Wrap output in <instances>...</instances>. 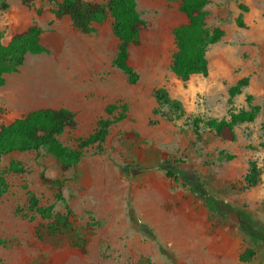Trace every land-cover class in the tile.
<instances>
[{
  "label": "rangeland",
  "instance_id": "obj_1",
  "mask_svg": "<svg viewBox=\"0 0 264 264\" xmlns=\"http://www.w3.org/2000/svg\"><path fill=\"white\" fill-rule=\"evenodd\" d=\"M30 1L28 6L22 0L6 3L9 8L26 6L38 16L45 6H57ZM208 1L207 25L221 28L225 36L207 53L208 76L186 82L171 71L173 31L188 22L179 3L137 0L146 26L140 44L130 48L129 64L140 77L135 85L113 66L119 40L112 17L97 26L105 38L98 54V79L109 82L113 104L128 107L127 118L112 126L103 153L97 147L84 150L79 164L67 173L60 172L45 151L13 153L0 161L1 172H7L12 161L26 170L5 175L9 189L0 197V264H264V0H253L250 7L245 0ZM8 10L0 13L4 44L35 24L31 19L19 26L5 22L1 16ZM30 65L36 82L45 86L61 75L57 50L33 58ZM245 78L248 87L230 105L229 88ZM159 89L181 103L183 116L159 104ZM42 105L31 95L21 108H9L0 89V126ZM251 106H259L260 113L254 122L236 127L234 140L218 138L205 126L209 119H227L231 112ZM77 127L67 128L60 138L72 149L86 137L79 136ZM251 162L262 174L255 187L246 189ZM128 165L135 166V173L127 174L123 167ZM163 166L184 174L179 184L166 177ZM42 172L68 181L61 193L41 182ZM202 189L223 203L216 214L208 211L199 194ZM30 194L40 206H54L56 213L72 210L74 227L80 233L87 229L86 252L74 247L70 237H37L36 231L50 221L29 213ZM248 250L255 255L242 262Z\"/></svg>",
  "mask_w": 264,
  "mask_h": 264
},
{
  "label": "trees",
  "instance_id": "obj_2",
  "mask_svg": "<svg viewBox=\"0 0 264 264\" xmlns=\"http://www.w3.org/2000/svg\"><path fill=\"white\" fill-rule=\"evenodd\" d=\"M43 1L49 4H57L56 8L52 9V13L58 19L70 16L74 27L84 34L94 33V24H103L109 16L112 17L113 33L119 40L113 66L126 76L129 84L138 83L140 77L129 64L130 48L140 44V33L146 26V21L138 10L137 0H108L105 4L88 3L84 0H63L60 3L58 0ZM167 1L179 3L180 11L188 20L187 24L181 25L173 31L176 52L173 55L171 71L183 82L196 75L208 76L207 53L210 47L218 44L225 36V32L221 28L207 25L208 12L206 8L209 1ZM22 3L28 6L31 1L22 0ZM8 9L9 5L6 0H0V13ZM40 13L41 11H38V14ZM42 34L43 29L39 25L33 24L25 31L12 36L10 41L4 44L2 42L3 34L0 33V87L5 85L7 75L19 71L27 55L50 54V51L41 43ZM248 85L249 78H245L229 88L230 105H233V99L242 94ZM155 97L161 106L166 107L172 113H177L178 117L184 115L181 103L172 100L166 90H156ZM248 100L251 103L252 97H249ZM120 109L122 110L121 113L116 115ZM260 110L259 106H251L248 111L231 112L227 119H209L205 122V126L214 132L218 138L234 140L236 127L254 122ZM127 111L128 107L121 102L109 105L105 111L107 117L99 119L94 133L87 138L78 140L79 145L76 149L64 145L60 139L67 128L77 127L73 112L67 109H40L30 112L10 124L0 126V161L13 153L45 151L56 160L60 172L67 173L79 164L84 157V150L97 147L99 153L104 152L103 146L112 126L124 121L127 118ZM163 116L169 118L168 115L164 114ZM123 168L127 174L135 173V166L133 165ZM160 169L175 184H179L184 177V174L178 175L175 170L168 166H163ZM25 172L22 163L16 161L10 163L7 172L0 171V197L6 194L9 189L6 173L24 174ZM261 174L260 167L255 162H251L249 171L244 178L245 188L255 187L260 181ZM40 179L44 185L56 187L60 193L68 182L67 180L50 179L44 172L41 173ZM199 194L204 198V203L212 215L219 212L223 204L221 201L212 197L204 189ZM59 199L63 200L61 194ZM27 210L31 214L39 215L42 219L50 221L46 226L36 231L39 239H43V234L54 240L70 237L74 247L86 252L87 229L84 228V233H80L74 227L72 221L74 214L70 208L67 207L64 213H56L54 206H40L37 197L30 194ZM262 233L264 234V229H262ZM254 255V251L248 250L241 256V261L248 262Z\"/></svg>",
  "mask_w": 264,
  "mask_h": 264
},
{
  "label": "crops",
  "instance_id": "obj_3",
  "mask_svg": "<svg viewBox=\"0 0 264 264\" xmlns=\"http://www.w3.org/2000/svg\"><path fill=\"white\" fill-rule=\"evenodd\" d=\"M252 2L253 0H245L248 7ZM51 9V6H45L38 16L26 6L13 8L10 4L9 10L1 16L5 22L15 26L28 19L39 25L43 29L41 43L51 52L57 50L61 68L59 78L48 81L46 86L37 83L30 61L47 54L27 55L19 71L7 75L5 85L0 87L3 91V102L7 107L17 109L21 108L20 103L27 100V97L36 95L43 102L36 110H70L75 114L79 136L86 135L87 138L95 132L99 119L106 115V108L113 104L109 82L98 79L97 65L101 57L98 54L105 38L97 29L99 24L93 25L94 33L84 34L74 27L70 16L58 19ZM245 17L251 20L250 14ZM32 25L33 23L18 33ZM101 59L104 61L103 57ZM103 95H107V99H99Z\"/></svg>",
  "mask_w": 264,
  "mask_h": 264
}]
</instances>
